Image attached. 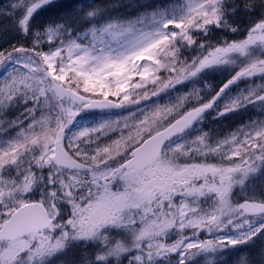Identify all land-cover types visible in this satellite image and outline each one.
Returning a JSON list of instances; mask_svg holds the SVG:
<instances>
[{
    "label": "snow or ice",
    "instance_id": "snow-or-ice-1",
    "mask_svg": "<svg viewBox=\"0 0 264 264\" xmlns=\"http://www.w3.org/2000/svg\"><path fill=\"white\" fill-rule=\"evenodd\" d=\"M6 33L0 264H264V0H9Z\"/></svg>",
    "mask_w": 264,
    "mask_h": 264
},
{
    "label": "rangeland",
    "instance_id": "rangeland-1",
    "mask_svg": "<svg viewBox=\"0 0 264 264\" xmlns=\"http://www.w3.org/2000/svg\"><path fill=\"white\" fill-rule=\"evenodd\" d=\"M56 2L57 3H67L68 0H63V1L56 0ZM98 2L103 3V4L133 5L136 3V0H98ZM8 3H9V0H0V6H7ZM50 9H51V5H49L47 8H42L37 13L36 18H35L37 26H43V24L45 22L58 21L60 19V15L50 11ZM134 13H135V9L132 8L130 11L128 7H120L118 9L113 10V15L128 16V15H133ZM6 35H11V33L2 34V35H0V38L4 37ZM225 78H226V75L223 71L213 72L207 76V79L209 80V82L214 85V90H215V86H218L220 83H222L223 79H225ZM14 114L15 113H9V115H14ZM100 118H101L100 113H95V114L84 113V114H82L81 117L77 118V122L72 126L70 131L76 130L77 128L82 127L85 124L92 125V124L96 123ZM207 118L208 119H207L206 123H208V121H210V119H211L209 116ZM216 120H218V119H216ZM209 129L211 131H213L214 127L209 126ZM223 135L224 134H216L214 136H223Z\"/></svg>",
    "mask_w": 264,
    "mask_h": 264
},
{
    "label": "flooded vegetation",
    "instance_id": "flooded-vegetation-1",
    "mask_svg": "<svg viewBox=\"0 0 264 264\" xmlns=\"http://www.w3.org/2000/svg\"><path fill=\"white\" fill-rule=\"evenodd\" d=\"M219 103V102H218ZM214 112H209L208 114H207V117L209 116L211 119H210V121H208V123H206V121H207V119H206V121H205V123L202 125V127H203V129H204V131H208V129H209V126H211V122L215 125V127H223V128H228V130L230 129V128H232V127H234L237 123H239L242 119H243V116H242V114L241 113H234V118H233V120H231V121H229V122H227V121H219V119L218 120H216V119H213L212 117L214 116ZM249 114H251V112L249 113ZM230 114H228V115H225V116H222L221 118H227L228 116H229Z\"/></svg>",
    "mask_w": 264,
    "mask_h": 264
},
{
    "label": "trees",
    "instance_id": "trees-1",
    "mask_svg": "<svg viewBox=\"0 0 264 264\" xmlns=\"http://www.w3.org/2000/svg\"><path fill=\"white\" fill-rule=\"evenodd\" d=\"M16 39V37L11 36V35H6L4 37L0 38V45H7L10 44L12 42H14Z\"/></svg>",
    "mask_w": 264,
    "mask_h": 264
}]
</instances>
